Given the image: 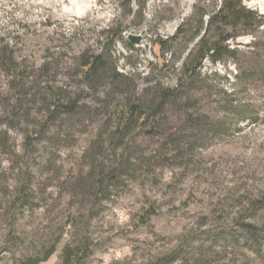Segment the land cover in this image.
Segmentation results:
<instances>
[{
  "label": "rangeland",
  "instance_id": "374dc122",
  "mask_svg": "<svg viewBox=\"0 0 264 264\" xmlns=\"http://www.w3.org/2000/svg\"><path fill=\"white\" fill-rule=\"evenodd\" d=\"M199 2L131 0L135 13L126 15L121 38L107 40L103 30L127 14L123 0H0V55L10 51L23 72L13 77L0 62V264H34L51 249L39 264H65L67 247L77 251L81 240L89 249L78 264H264L262 240L259 246L243 230L246 223L264 225V208H249L264 198L263 76L239 81L232 59L205 60L182 107L199 100L202 89L218 103L220 122L194 126L186 115L191 110L169 107L161 130L150 132L148 125L131 132L115 163L112 151L100 153L110 132L105 112L115 108L112 100L103 102L110 81L100 85L99 98H85L92 112L81 118L65 122L66 115L52 119L48 111L51 92L81 94L82 55L105 54L146 102L159 83L176 87L181 63L174 68L158 41L171 37ZM244 3L264 14V0ZM130 36L142 40L131 47ZM262 37L259 30L234 46L250 51ZM262 58L247 59L246 68L262 67ZM113 91V99L127 98ZM198 104L205 106L202 99ZM168 135L181 139L179 149ZM95 157L107 171L131 169L100 199L76 191ZM146 201L156 212L132 229Z\"/></svg>",
  "mask_w": 264,
  "mask_h": 264
},
{
  "label": "trees",
  "instance_id": "16d2710c",
  "mask_svg": "<svg viewBox=\"0 0 264 264\" xmlns=\"http://www.w3.org/2000/svg\"><path fill=\"white\" fill-rule=\"evenodd\" d=\"M206 1L200 0L198 4L193 6L192 11L182 20L171 37L159 39L158 41L160 46L162 45L166 48V51H170L173 55L172 66L174 68L177 62L181 63L179 65L180 76L176 87L171 82L167 86L159 83L155 87L156 92L152 99L146 102L144 95L136 91L134 85L127 82L126 77L116 70L113 62L109 61L105 54H98L93 57L82 55L78 74L81 77V86L84 89L77 96L64 95L61 89L54 93L50 91L53 95L52 102H49L50 105L48 106L51 118L58 119L61 115H66L68 118L65 122H71L91 113L92 111L85 102V98L90 97L94 100L99 98L98 90L100 85L105 81H110L112 89L107 91V96L103 99V102L106 103L112 100L115 108L111 113L107 110L105 112L108 114L106 124H108L107 129H110V132L103 144L105 151H100V153L105 154L107 151H112L111 162L114 163L120 160L116 151L121 147H126L128 144L126 137L134 130L142 129L148 125H151L150 132H153L159 127L158 125L161 124L163 117L167 115L169 107H174L175 111L183 110V112H186V109L191 110L186 115L189 123L194 124V126L214 118L217 122H220V113L215 109L218 103L209 99L210 97L202 89H200L202 97L199 100H196L195 103H192V101L190 103L188 100L185 102L186 105L182 107L183 96L186 95L184 93L185 89L190 86L192 88L193 84L198 81V79L195 80V76L198 75V70L202 68L205 60L219 63L232 59L236 62L239 70L236 76L239 81L249 82L251 79L254 80V75L264 77L263 63L262 67L260 66L256 69L246 68L247 59L263 60L264 37H262V40L254 39L249 44V46L254 47L250 51H242L234 46L236 40L242 36L255 35L259 30H262L264 35V14H261L256 9L249 8L244 3L245 0H222L220 6H217L216 0H213V4H209V2H212L210 0ZM124 2L129 8L127 9V14H122L119 19L112 21L103 30V35L107 40L121 38L122 29L129 24V17L135 13L134 9L130 7L131 0H123ZM141 12L142 10H139L136 13ZM126 15H129V17L126 18ZM184 55L185 58L182 59ZM0 62L4 70L8 74L13 75V77L20 78L23 75L19 64L10 51L3 50L1 52ZM164 70L167 71L168 67H165ZM87 88L90 91H87ZM113 89H115V92L122 93V97L125 95L127 98H124V101L113 99ZM201 99L205 103L202 108L198 104ZM248 107L251 108L252 106L248 105ZM259 116L264 121V103ZM248 119L254 120V122L258 120L256 117ZM158 129L161 130V127ZM168 137L169 142L171 141L179 149L181 139L176 135H168ZM261 146L260 144L254 146L253 150L256 154L262 150ZM105 158L104 156L103 159L105 160ZM92 160L94 166L91 170V175L79 181L76 191H82L85 188L88 195L95 199L105 196L112 186L120 183L122 175L131 170L130 166L125 167L122 164L121 169L113 168L107 171L104 169L103 160H97V157ZM249 208L257 210L264 208V198L252 201ZM155 212L153 204L147 201L144 202L134 215L131 228L137 229L145 225ZM243 230L246 234L245 236L252 241L256 242L261 239L264 244V225L246 223ZM83 244L85 243L81 240L79 249L77 251L74 250L75 253L73 254L72 252L74 251L67 247L65 264H78L85 258L86 250L89 249V246L86 244L84 248ZM261 244L260 242L258 243L259 246ZM53 253L54 249H51L43 259H36L34 264L47 260ZM75 256H77V259ZM70 258L72 259L71 261H69Z\"/></svg>",
  "mask_w": 264,
  "mask_h": 264
},
{
  "label": "water",
  "instance_id": "95a60500",
  "mask_svg": "<svg viewBox=\"0 0 264 264\" xmlns=\"http://www.w3.org/2000/svg\"><path fill=\"white\" fill-rule=\"evenodd\" d=\"M141 40L142 38L140 36H130L128 43L131 47H133L134 44L139 43Z\"/></svg>",
  "mask_w": 264,
  "mask_h": 264
}]
</instances>
